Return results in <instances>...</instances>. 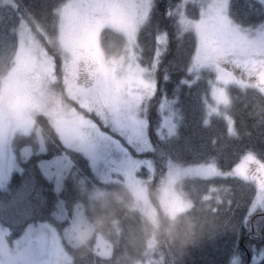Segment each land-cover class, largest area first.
<instances>
[{"label":"snow or ice","instance_id":"1","mask_svg":"<svg viewBox=\"0 0 264 264\" xmlns=\"http://www.w3.org/2000/svg\"><path fill=\"white\" fill-rule=\"evenodd\" d=\"M78 4L85 16L118 9L137 40L140 32L154 27L152 56L146 64L142 59L134 64L131 80L119 90L103 71L95 74L87 110L99 123L87 121L86 139L61 140L55 151L46 145L21 148L22 159L16 149L0 146V189L8 197L0 199V264H55L53 238L71 221L67 201L72 187L81 176H91L77 157L98 170L152 168L170 158L163 146L179 137L186 119L184 95L194 89L210 93L217 106L204 113L202 124L211 127L212 119L220 117L231 138H238L234 119L221 114L219 106L228 105L233 89L264 96V0L166 2L162 15L170 21L172 33L153 23L161 0ZM173 39L184 60L179 65L169 61L170 67L161 71ZM173 70L179 78L169 94L160 81L173 82ZM196 163L207 179L233 180L242 188L241 201L236 202L240 230L218 250L215 264H264V159L245 149L227 169L211 154Z\"/></svg>","mask_w":264,"mask_h":264},{"label":"trees","instance_id":"2","mask_svg":"<svg viewBox=\"0 0 264 264\" xmlns=\"http://www.w3.org/2000/svg\"><path fill=\"white\" fill-rule=\"evenodd\" d=\"M66 2L0 0V58L12 42L17 40L23 23H27L47 44L41 30L55 35L58 28L57 12ZM166 2L174 3L176 0H161V12L153 23L155 25L158 22L160 28H167L172 33L170 21L162 15ZM151 32H154V27L140 32L139 41L143 52L152 56ZM55 59L59 64V58ZM172 60L177 65L184 60L183 51L178 50L176 39L172 40L161 71L166 66L170 67L169 61ZM144 62L147 63L146 60ZM178 78L179 73L174 71L173 82L165 84L161 80L160 85L171 94ZM212 104L211 94L203 89H194L192 94L182 97L186 119L179 130V137L163 146L170 153V158L154 166L155 177L149 185L150 198L156 206L159 207L157 193L169 163L182 167L195 166L198 165L196 161H203L211 154L218 156L221 166L227 169L245 149L255 150L264 159V96L244 89L231 91L228 105L221 108L220 112L234 119L238 138L228 136L225 121L220 117L212 119L211 127L203 126L202 117ZM38 128H41L44 145L52 151L60 148L58 133L48 118L40 115L36 118L31 134L14 137L13 148L17 150V155L21 148L31 147L35 150L40 145L35 134ZM77 159L91 172V176L83 175L79 178L67 202L71 208V217L76 206L84 207L85 216L95 233L78 248L66 247L73 264L144 263L147 260V242L153 236L156 241L154 255L162 258L163 264H215L220 259L218 250L228 245L231 236L240 230L237 217L241 209L237 208L236 202L241 201L242 188L236 181L202 178L180 180L176 189L182 199L191 204V208L174 219L165 217L159 209L160 219L155 228L137 209L136 199L126 185L118 181L101 180L90 165L79 157ZM140 176H147L146 169L140 172ZM7 198L3 189H0V199ZM169 224L175 225L171 232L162 227ZM98 234L112 244L113 254L110 258L94 255L95 236Z\"/></svg>","mask_w":264,"mask_h":264},{"label":"rangeland","instance_id":"3","mask_svg":"<svg viewBox=\"0 0 264 264\" xmlns=\"http://www.w3.org/2000/svg\"><path fill=\"white\" fill-rule=\"evenodd\" d=\"M57 13L55 35L40 29L47 44L27 23H23L17 40L0 58V146L14 149V137L32 133L40 115L48 118L61 140L86 139L87 121L99 123L97 116L87 110L95 74L103 71L113 89L119 90L121 85H127L131 80L134 64L140 59L148 61L151 57L150 53L146 55L143 52L134 30L128 29L127 18L118 9L85 16L78 0H67ZM105 16L110 18L105 19ZM211 98L213 104L210 109L217 106L212 95ZM223 107L221 104L219 110ZM35 134L39 144L44 145L41 128L36 129ZM27 148L31 147H24L25 150ZM18 155L22 159L20 152ZM92 169L105 182L118 181L126 185L136 199L137 209L155 228L160 219L159 209L165 217L174 219L191 208L176 189L180 180L207 179L200 165L182 167L169 163L158 189V207L149 194L155 167H136L134 171L116 166ZM143 169L147 171L145 178L140 176ZM94 233L84 207L76 206L65 232L53 238L55 264H73L66 247L78 248ZM155 243V236L148 240L147 260L140 264H163L162 258L154 255ZM93 253L100 258H110L113 246L98 234Z\"/></svg>","mask_w":264,"mask_h":264},{"label":"clouds","instance_id":"4","mask_svg":"<svg viewBox=\"0 0 264 264\" xmlns=\"http://www.w3.org/2000/svg\"><path fill=\"white\" fill-rule=\"evenodd\" d=\"M165 227L169 232L173 231L175 229V225L169 224L167 226H162Z\"/></svg>","mask_w":264,"mask_h":264}]
</instances>
